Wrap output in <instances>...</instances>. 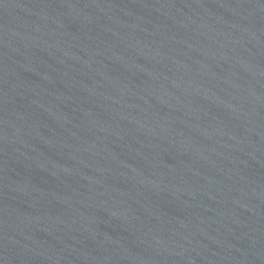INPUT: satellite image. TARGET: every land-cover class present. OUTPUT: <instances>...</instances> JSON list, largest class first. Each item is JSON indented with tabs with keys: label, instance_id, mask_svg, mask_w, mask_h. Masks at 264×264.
<instances>
[{
	"label": "water",
	"instance_id": "1",
	"mask_svg": "<svg viewBox=\"0 0 264 264\" xmlns=\"http://www.w3.org/2000/svg\"><path fill=\"white\" fill-rule=\"evenodd\" d=\"M0 264H264V0H0Z\"/></svg>",
	"mask_w": 264,
	"mask_h": 264
}]
</instances>
